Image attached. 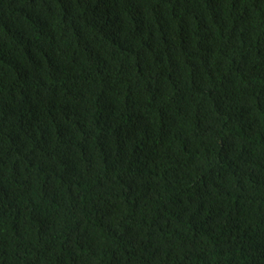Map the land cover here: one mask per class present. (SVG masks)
<instances>
[{
  "label": "trees",
  "instance_id": "16d2710c",
  "mask_svg": "<svg viewBox=\"0 0 264 264\" xmlns=\"http://www.w3.org/2000/svg\"><path fill=\"white\" fill-rule=\"evenodd\" d=\"M0 264H264V0H0Z\"/></svg>",
  "mask_w": 264,
  "mask_h": 264
}]
</instances>
